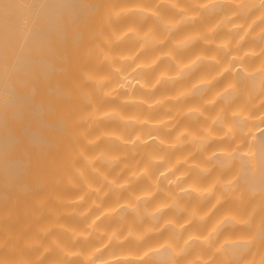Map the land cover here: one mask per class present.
I'll return each mask as SVG.
<instances>
[{
	"label": "clouds",
	"instance_id": "clouds-1",
	"mask_svg": "<svg viewBox=\"0 0 264 264\" xmlns=\"http://www.w3.org/2000/svg\"><path fill=\"white\" fill-rule=\"evenodd\" d=\"M47 2L0 56L64 51L59 127L0 177V264H264V0Z\"/></svg>",
	"mask_w": 264,
	"mask_h": 264
},
{
	"label": "bare ground",
	"instance_id": "bare-ground-1",
	"mask_svg": "<svg viewBox=\"0 0 264 264\" xmlns=\"http://www.w3.org/2000/svg\"><path fill=\"white\" fill-rule=\"evenodd\" d=\"M27 4L28 0H0V41L3 42L0 56L6 45L13 40L18 43L22 37ZM30 7L34 9L36 4ZM44 7H66L82 19L85 5L83 0H48ZM37 46L46 48V52H38ZM12 51L15 53L13 72L10 75L7 68L0 70V85H3L0 87V177L15 176L23 180L26 157L34 151L33 142H46L45 134L59 127L51 119L54 105L49 103V92L54 82H63L55 69L63 66L60 58L64 51L59 36L49 34L44 28L33 30L24 47ZM9 81L11 88L7 87ZM3 93L8 94L7 100L2 98ZM0 186L7 188L8 185L0 179ZM0 199L7 201V194L0 193Z\"/></svg>",
	"mask_w": 264,
	"mask_h": 264
}]
</instances>
